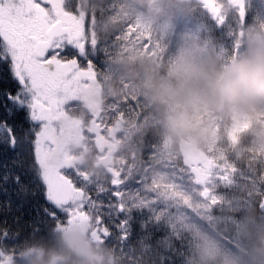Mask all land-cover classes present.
Returning a JSON list of instances; mask_svg holds the SVG:
<instances>
[{
  "label": "trees",
  "instance_id": "16d2710c",
  "mask_svg": "<svg viewBox=\"0 0 264 264\" xmlns=\"http://www.w3.org/2000/svg\"><path fill=\"white\" fill-rule=\"evenodd\" d=\"M216 1H219L220 7L218 14L208 11L195 0L190 3L156 0L153 8L151 0L78 1L77 8L81 7L78 11L86 14L85 19H94V49L99 50V60L95 67L107 81L104 86L109 89L120 63L129 56L143 53L161 61L171 58L172 54L163 49L169 45L164 40L165 35L173 37V45L183 46L187 43L190 48L212 51L224 59L239 55L248 24L264 19V0H244L242 8L232 4L233 0ZM130 5L133 6L131 19H127L124 14L116 23L110 21V17ZM142 14L154 19L155 28L151 39L145 38L143 28L139 25L138 16ZM129 31L135 34L129 35ZM182 35L184 39L181 38ZM109 95L111 93L105 94L110 100L105 99L104 103L108 124L113 120L111 104L119 101L120 104L124 102L129 108H134L133 113L127 115L128 124L137 126L135 131V128L130 131V143L126 146L130 154L135 155L131 162V178L128 179L123 171V177L127 181L119 191L125 209L131 213L132 223L125 231H121L112 227L111 223L115 220L105 221L103 226L106 232L100 236L102 244L113 249L122 258L121 264H191L190 258L202 238L224 234L227 237L225 242L236 246L249 228H264V156L250 153V156L257 158L238 160L235 155L236 145L254 142L255 125H264V115L255 123L250 116L244 115L243 124L232 135L231 118L217 125V140L209 149L199 150L207 159L217 157L228 164L230 180L227 184L214 188L213 192L218 199L216 206L204 202L202 196L199 200L192 198L186 206L181 204V192L184 189L174 191L177 194L176 202L167 198L173 187L169 182L172 177L164 170L163 175L158 171L163 165L159 160H163L162 150L166 144L160 126L139 97L121 98L113 95V99ZM121 114L125 112L121 111ZM172 155L179 158L175 161L176 165L181 164V168L186 170L189 168L183 160L181 149L176 148ZM21 159L27 161L29 158ZM92 166L93 162L86 164L82 170L89 173ZM94 180L96 186L92 189L93 202L98 208L101 204L107 207L111 200L108 193L113 189L107 184L108 180L103 174ZM101 189L106 191L105 196L98 195ZM2 199L3 196L0 195V200ZM189 206L195 211L189 212ZM205 210L207 212L203 215ZM21 215L30 217L32 213L24 212ZM101 215L108 214L103 212ZM101 215H94V218L101 220ZM185 216L190 222H184ZM64 223L66 224H49L47 229H40L38 225H31L29 220L28 228L31 230H26L22 225H10L9 239L0 237V257L10 258L31 249H42L46 259L60 255L63 252L60 227ZM124 235L126 239H123Z\"/></svg>",
  "mask_w": 264,
  "mask_h": 264
},
{
  "label": "snow or ice",
  "instance_id": "6c2138e0",
  "mask_svg": "<svg viewBox=\"0 0 264 264\" xmlns=\"http://www.w3.org/2000/svg\"><path fill=\"white\" fill-rule=\"evenodd\" d=\"M77 4L0 0V237L5 240L10 225L31 230L29 220L47 229L58 222L82 223L89 212H107L101 221L114 219L113 228L125 231L132 223L131 213L117 203V186L108 193L107 207L97 208L90 180L70 158L62 167L47 163L54 138L50 131L41 135V129L59 118L66 99L81 92L99 60L90 19L81 22Z\"/></svg>",
  "mask_w": 264,
  "mask_h": 264
},
{
  "label": "clouds",
  "instance_id": "9594fccd",
  "mask_svg": "<svg viewBox=\"0 0 264 264\" xmlns=\"http://www.w3.org/2000/svg\"><path fill=\"white\" fill-rule=\"evenodd\" d=\"M132 7L122 8L110 21L124 14L131 19ZM109 89L121 98L139 97L168 146L207 150L221 122L248 115L255 123L264 115V19L248 24L239 55L224 59L192 49L161 61L139 53L120 63ZM250 153L264 156V125H255L253 143L235 146L238 160L257 158ZM226 239L224 234L202 238L191 264H264V228H249L236 246ZM62 242L63 252L54 258L59 264H121L113 249L78 230L62 233ZM30 251L33 264H46L42 249Z\"/></svg>",
  "mask_w": 264,
  "mask_h": 264
},
{
  "label": "rangeland",
  "instance_id": "374dc122",
  "mask_svg": "<svg viewBox=\"0 0 264 264\" xmlns=\"http://www.w3.org/2000/svg\"><path fill=\"white\" fill-rule=\"evenodd\" d=\"M195 1L204 5V7L208 11L214 12L215 14L219 13V1ZM243 2L244 0H233L232 4H237L240 6V8H242L244 5ZM151 3L152 8L155 7L156 0H151ZM78 8L81 9V7ZM79 16L81 18V22L83 23V21L86 20V14L80 11ZM138 21L140 27L143 28L145 38L151 39L152 31L155 28L153 26L154 19H152L151 17H147V15L145 14H142L138 16ZM90 24H92V28H94V19H90ZM133 34H135V32L129 31V35ZM181 38L184 39L183 35L181 36ZM164 40L169 42V45L168 47L163 49L170 52V54H172L171 57L184 50L196 49L193 47L190 48L187 43L183 46L173 45L172 41L174 40L171 36L165 35ZM94 68L95 72L92 78L83 87L81 92L77 96L68 98L63 102L59 118L52 122L48 128L41 129V135H43L46 131H50L51 136L54 138V142L49 145V148L47 150L46 159L47 163H49L50 165L56 163L65 165L66 160L70 158L73 166L76 167L79 171L82 170L86 164H91L92 162L90 161L93 160L92 173H85L83 170V172H81L90 180L91 190L96 186V181L94 180V178L98 179L103 174L104 177L108 180L107 184L112 185L113 182H117V188L120 191L125 187V181H127V179L123 177V171H125L128 179H130V172L133 170V164L131 162L132 159L135 158V155L133 153L130 154V150L129 148H127V144L130 143V140L126 141V139H128V136L131 135L129 134L130 131L133 130V128H135L133 130L135 131L137 127L129 126L128 124L129 116L127 115L129 113L132 114L134 108H129L127 105H125L124 102H121V105L119 101H114V104H111L110 107L113 120L108 124L109 121L107 122L105 120L106 114H104V103L105 99H109L105 96V94H109L111 92L110 89L104 86V84L107 83L106 79L103 77V75L99 74V70H97L95 65ZM110 98L115 99L112 94ZM121 111L125 112V114L120 115ZM119 117H122L124 120L123 126L120 125L117 121ZM243 120L244 115L231 117V135L234 130L238 129V127L243 124ZM104 127L105 131H102L101 128ZM112 127L116 130V137L112 141V144L119 149L120 153H122L124 157L130 156V158H126L124 162L119 161L118 164L116 163L113 168H109V170L101 172L102 170H100L99 168L102 166L100 165L98 160H100V158H103L106 152V143L109 142L108 130ZM181 146L182 144L175 147H171L165 144L162 150L164 152L163 160H159V162L163 163L162 167H159L158 169L159 173L163 175L164 170L168 174V176L170 173V177H172V180H170L169 182H171V185L173 187L167 194V198L170 199L171 202H176L177 194L174 191L184 189L181 192L183 196L181 199V204L188 206L192 198L199 200V198H201L202 196V200L204 202H206L207 204L210 202L216 206L215 203L218 201V199L213 190L217 186L227 184L230 180V176L228 177V175L231 173L229 172L230 168L228 164L222 162L221 160H218V158L216 157L215 159H207L197 169H195L191 165H186L187 167H189L186 170L184 168H181V164L180 166L175 164V161L179 159L178 157H174L173 155V157L171 156V154L175 153L176 148L181 149ZM128 162H130L131 164H129ZM122 163H124L125 165H122ZM95 165H99L100 167L95 168ZM127 170L128 173H126ZM197 173L199 174V176ZM98 195L105 196L106 191L101 189L98 192ZM119 195L122 196L120 192ZM117 203L122 204V210L125 209V203L121 199V197L119 198ZM94 206L97 207V205L95 204ZM205 208L207 210L206 206ZM188 210L189 212H192L193 210L195 211V209H192L191 206L188 207ZM206 210L202 212L203 215L207 212ZM86 218H88V220L90 221L93 227V231H95L100 238V236L106 232V229L103 226V222L99 220L98 217L94 218V215L91 212H89ZM183 220L185 223L190 222V219L187 216H185ZM67 226L68 223L66 222V224L64 223L60 227L61 234L62 232H64ZM11 259V257H0V264L2 262H9V264H12L13 260Z\"/></svg>",
  "mask_w": 264,
  "mask_h": 264
},
{
  "label": "water",
  "instance_id": "95a60500",
  "mask_svg": "<svg viewBox=\"0 0 264 264\" xmlns=\"http://www.w3.org/2000/svg\"><path fill=\"white\" fill-rule=\"evenodd\" d=\"M180 1L182 3L192 2V0H180ZM120 121L123 122L122 119H120ZM108 149H109L108 155L99 160L100 165L104 168L111 167L113 165V158H114V155L116 154V148L114 146L109 145ZM181 153H182L183 157L185 158V163L187 165H192L194 167H199L200 165H202L207 160L206 155L201 153L199 151V149H197L195 147L186 146L184 144H182V146H181ZM198 176H199V174H198ZM73 230H78V231L84 233L85 236H87L88 232L91 230V227L89 225L88 220L85 219L82 223L68 224V227L65 230V232H69V231H73ZM94 238H95V236H94ZM31 250H34V249H31ZM31 256H33V255L31 254V251L29 250L22 256L21 259L26 260ZM1 264H9V262H2ZM50 264H59V261L58 260L54 261V259H53Z\"/></svg>",
  "mask_w": 264,
  "mask_h": 264
},
{
  "label": "flooded vegetation",
  "instance_id": "af4514ba",
  "mask_svg": "<svg viewBox=\"0 0 264 264\" xmlns=\"http://www.w3.org/2000/svg\"><path fill=\"white\" fill-rule=\"evenodd\" d=\"M78 1H80V0H78ZM89 26H90V29H89V32H90V35H91V41H92V46H93V48L95 47L94 46V43H95V37H94V33H93V28H92V24H89ZM97 80V79H96ZM106 120V119H105ZM118 123L120 124V125H122L123 126V124H124V121L123 122H121L120 121V118H118ZM101 130L103 131H105V127L104 128H101ZM116 137V130L112 127V128H109V130H108V139H109V142H107L106 143V152H105V154H104V156L103 157H105V156H107L108 155V153H109V149H108V146L109 145H112V146H114L113 144H112V141L114 140V138ZM129 136H128V139H126V141H128L129 140ZM101 141V140H100ZM115 148H116V154L114 155V158H113V165L111 166V167H107V168H103V167H100L99 165H95L94 167L95 168H98V167H100L99 169L100 170H102L101 172H103V171H107V170H109V168H113L114 166H115V164L117 163L118 164V162L119 161H121V162H124L125 161V159L127 158V159H129V157L128 156H123L122 155V153H120V151H119V149L116 147V146H114ZM92 159H93V156H92ZM91 159V160H92ZM101 159V158H100ZM99 161V160H98ZM90 162H93V160L92 161H90ZM92 164V163H91ZM122 165H125L124 163H122ZM52 166H58V167H62V166H64L63 164L61 165V164H52ZM92 168H93V166L90 168V171H89V173H92ZM94 176V175H93ZM118 186V184H117V182H113L112 183V185H111V187H112V189L114 190V188H113V186ZM121 196L119 195V198H120ZM88 219V218H87ZM112 221H114V219L112 220ZM88 222H89V225H90V227H91V230L88 232V234H87V237H90L91 238V240L92 241H94L97 245H99V244H102V241L100 240V238H99V236L96 238H94V233H96L95 231H93V227H92V225H91V223H90V221L88 220ZM113 223H115V222H112L111 224H113ZM66 230V229H65ZM65 230H64V232H65ZM64 232H62V233H64ZM61 238H62V234H61ZM123 239H126V236L124 235L123 236ZM24 254V253H23ZM23 254H20V255H16V256H13V257H11L12 259L11 260H13L12 261V264H33V261H34V256H31V257H29L28 259H26V260H22L21 258H22V256H23ZM55 257H57V256H54V257H52V258H50V259H46V258H44L43 257V260L46 262V264H50L51 263V261L55 258Z\"/></svg>",
  "mask_w": 264,
  "mask_h": 264
}]
</instances>
